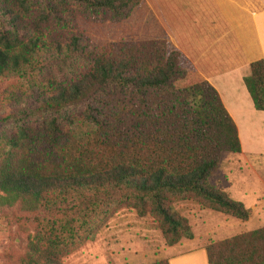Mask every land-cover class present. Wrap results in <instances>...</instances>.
Segmentation results:
<instances>
[{
    "label": "trees",
    "instance_id": "obj_1",
    "mask_svg": "<svg viewBox=\"0 0 264 264\" xmlns=\"http://www.w3.org/2000/svg\"><path fill=\"white\" fill-rule=\"evenodd\" d=\"M66 2L120 21L138 0H57L60 12ZM149 23L153 30L142 39L97 46L80 30L66 42H46L17 15L0 20V78L23 76L42 49L52 70L38 83L45 90L40 103L23 113L29 119L0 139V199L36 215L20 264H62L81 235L92 239L100 218L122 207L152 217L166 246L192 238L173 202L192 200L201 209L247 218L240 202L207 182L220 152H239L232 120L198 71L180 66L164 28ZM76 61L81 74L66 78ZM187 71L197 79L176 87ZM242 80L253 108L264 111L263 60L251 61ZM204 249L207 264H264V226Z\"/></svg>",
    "mask_w": 264,
    "mask_h": 264
},
{
    "label": "rangeland",
    "instance_id": "obj_2",
    "mask_svg": "<svg viewBox=\"0 0 264 264\" xmlns=\"http://www.w3.org/2000/svg\"><path fill=\"white\" fill-rule=\"evenodd\" d=\"M2 5L10 13L6 14ZM64 7L66 12H60L57 0H24L22 4L19 0H7L5 3L0 0V20L17 15L22 24L33 23V26L43 33L41 39L46 42L52 38H59L63 40L62 42H66L72 33L80 30L88 42L97 46L119 42V40L142 39L144 34H149L153 30V26L149 23L151 20L157 21L161 28L163 27L146 0H138L137 4L129 5L128 16L120 21L110 18L108 14L85 13L73 2H66ZM64 15L65 20L58 23V17L62 18ZM230 17L228 19L232 22L236 18L235 15ZM229 20L223 22L218 17L217 24L210 25V28L213 30L215 27L217 32L228 30L232 26ZM182 30L184 28L179 33L185 35ZM164 32L167 48L177 49L180 53L178 57L180 66L186 70L195 68L191 59L172 38L173 35L169 31L164 30ZM26 37L24 31L20 30L19 38L25 41ZM180 43L183 44L181 41ZM223 45L224 39H220L213 47L220 48ZM232 49L234 52H240V45L234 39H232ZM42 51L45 53L33 57L23 76L0 78V139L15 132L14 123L21 124L29 119L23 116L24 111L26 109L34 111L44 95L45 90L41 89L38 83L51 77L52 70L49 62L50 55L46 50L42 49ZM255 56L256 59H262L257 54ZM262 60L264 62V59ZM82 67L83 65L76 61L66 78L77 77L81 74ZM186 73L174 82L176 87L188 86L197 79L195 73L189 71ZM43 119L44 117L40 116L39 120ZM29 124H33V118ZM230 154L226 151L219 153L217 161L219 168L217 172L215 169L207 179L208 184L214 188L226 191L221 171L225 160L230 159ZM259 174L264 181V171ZM239 175V173L236 174V176ZM214 179L219 180L217 182L219 185L214 182ZM172 207L185 218L199 208L192 200L173 202ZM34 217H36L34 213L23 211L18 204L8 206L0 199V264H20L27 243L37 225ZM95 226L92 229L94 233L92 239L85 240L81 235V238L74 242L72 249L60 258L62 264H149L154 260L164 259L159 255L166 245L156 222L149 215L139 217L133 209L122 207L111 215L100 218Z\"/></svg>",
    "mask_w": 264,
    "mask_h": 264
},
{
    "label": "crops",
    "instance_id": "obj_3",
    "mask_svg": "<svg viewBox=\"0 0 264 264\" xmlns=\"http://www.w3.org/2000/svg\"><path fill=\"white\" fill-rule=\"evenodd\" d=\"M146 1L164 30L173 35L198 73L216 91L236 130L239 152H229L230 159L225 160L221 176L226 191H221L248 210L247 218L242 221L198 208L186 216L192 238L165 246L159 255L168 264H207L204 248L208 243L264 226V181L259 174L264 171V111L253 108L242 80L255 54L264 59V0ZM231 15L236 16L233 22L228 19ZM218 17L223 22L229 20L232 26L219 32L215 27L212 30L210 25L217 24ZM183 28L185 35L179 33ZM220 39H224V45L213 47ZM232 39L240 45V52L233 51ZM218 168L219 162L215 172Z\"/></svg>",
    "mask_w": 264,
    "mask_h": 264
}]
</instances>
